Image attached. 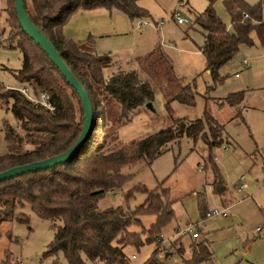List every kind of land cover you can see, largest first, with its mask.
I'll return each instance as SVG.
<instances>
[{
    "label": "trees",
    "instance_id": "16d2710c",
    "mask_svg": "<svg viewBox=\"0 0 264 264\" xmlns=\"http://www.w3.org/2000/svg\"><path fill=\"white\" fill-rule=\"evenodd\" d=\"M215 1L208 0L206 8L196 14L195 22L205 31L204 42L199 46L206 58L205 69L215 80H219L222 78L220 69L234 58L241 45L254 44L253 32L264 45V0L255 4L246 0H225L233 28H228L219 16ZM7 2L10 27L8 44L19 47L23 54V64L15 74L23 86L31 88L33 94L49 92L55 110L34 102L20 87H6L0 82V100L7 104L16 118L15 123L5 121L0 128L7 141V151L0 154V170L66 150L78 139L85 121L78 92L41 45L23 30L15 0ZM25 3L32 20L53 41L86 87L94 106V121L84 146L69 161L0 181V227L6 220H28V215L18 212V208L29 204L40 217L61 221L56 225L46 254L63 250L70 264H88L87 259L97 264H127L129 256L125 246L134 244L139 248L146 242L155 241L175 214L173 201L167 197L169 188L163 185L164 181L154 188L140 182L134 184L125 193L127 198L136 191L146 194L145 200L134 208L121 204L102 208L99 198L109 190L122 188L133 177L134 172L123 171L125 166L139 162L152 164L172 144L180 143L185 137L193 142L191 150L196 148L199 140L207 145L208 160L215 168L213 184L215 190L223 194L226 184L214 160L212 148L226 139L225 124L212 113L208 104L203 115L195 119L174 115L172 102L177 100L194 105L196 91L190 82H182L163 50L156 48L154 51H160V57L166 56L170 62L165 67L168 78L177 76L181 82V86L166 102L170 123L145 136L122 141L119 128L131 121L135 112L143 108L146 102L154 99L152 83L149 79L141 80L137 69H119L106 74L107 67L115 64L113 54L98 52L91 36L86 40L68 37L64 33V25L79 10L119 8L132 18H143L152 15L149 9L140 0H25ZM5 31L6 28L2 33ZM16 37L19 40H15ZM244 97L243 90L231 92L219 104L227 102L237 106ZM114 103H118L120 111L109 119L111 126L106 128L109 130L107 135H111L113 141L107 144V135L101 139V132L107 126L105 112ZM26 144L33 147H25ZM207 211L204 216H207ZM146 213L156 216L149 226H145L141 218ZM132 224H139L143 228L131 229ZM192 249V257L186 260L188 264H196L211 255L204 241L194 243ZM6 253L8 257L12 254L9 251ZM12 262L20 264L15 259ZM147 262L169 264L155 255H151Z\"/></svg>",
    "mask_w": 264,
    "mask_h": 264
},
{
    "label": "rangeland",
    "instance_id": "374dc122",
    "mask_svg": "<svg viewBox=\"0 0 264 264\" xmlns=\"http://www.w3.org/2000/svg\"><path fill=\"white\" fill-rule=\"evenodd\" d=\"M246 1L255 4L261 0ZM7 4V0H0V82L6 87L18 88L24 85L15 74L23 64V54L19 47L8 44ZM142 4L152 14L143 17L146 23L142 29H155L157 43L173 67L175 65V72L183 76L184 82H190L196 91L194 105L177 100L172 102L174 115L195 119L203 115L208 104L212 113L225 124L226 139L222 144L213 146L212 154L226 190L223 194L215 190V168L208 160L204 141L199 140L196 148L191 150L193 142L185 137L180 143L172 144L152 164L139 162L125 166L123 171L134 172L133 177L122 188L106 192L99 198V205L104 208L121 204L134 208L145 200L146 194L136 191L127 198L125 193L139 182L154 188L164 181L163 185L169 188L167 197L173 201L175 214L155 241L146 242L139 248L134 244L125 246L129 256L127 264H149L147 259L151 255L169 264H188L186 260L192 257V247L199 241L207 244L211 255L196 264H264V45L253 32L254 44H242L234 58L220 69L222 78L215 80L205 69L204 55L197 50L192 51L204 42L205 31L195 22V17L206 8L208 0H143ZM176 8H180V14L187 18L183 23L178 22ZM215 8L230 26L232 16L226 1L216 0ZM157 21L161 24L157 25ZM4 28L6 31L2 33ZM160 56L161 52L156 50L152 55L131 63L140 64L137 69L139 78L149 79L152 83L155 90L152 100L154 109L146 102L135 112L132 120L122 125L124 129L119 128L122 141L137 139L170 123L166 102L181 82L177 76L168 78L165 67L170 62L166 56ZM114 63L125 66L120 58ZM194 68L197 69L192 71ZM239 90L244 91L245 97L237 106L227 102L219 104L220 99ZM113 105L105 112L107 126L101 132V139L109 131L106 129L111 126L109 119L120 111L118 103ZM78 115L81 116V112ZM5 121L15 123L16 118L7 104L0 100V128ZM106 141L111 144L112 136L107 135ZM25 147L33 145L26 144ZM6 151L7 141L4 131L0 130V154ZM215 208L219 212L204 216L205 211ZM18 212L27 214L29 219L14 218L2 223L0 264H12V259L20 264H70L63 250L45 253L54 237L56 225L61 221L40 217L29 204L20 206ZM141 218L144 225L149 226L156 216L146 213ZM189 225L192 228L187 233L179 232V229ZM142 228L139 224L131 225L134 230ZM194 230L200 232L197 238L192 236ZM6 251L12 253L10 257ZM87 262L97 264L91 259Z\"/></svg>",
    "mask_w": 264,
    "mask_h": 264
},
{
    "label": "crops",
    "instance_id": "0c3cea01",
    "mask_svg": "<svg viewBox=\"0 0 264 264\" xmlns=\"http://www.w3.org/2000/svg\"><path fill=\"white\" fill-rule=\"evenodd\" d=\"M140 3L142 4L143 0H140ZM178 9L180 11V8ZM138 20L137 18L130 17L119 8L98 7L79 10L74 12L65 23L64 33L75 40H86L91 36L94 38L95 47L98 52H111L114 60L120 58V61H124L125 66L123 67V63H115L108 70L106 69V74L110 75L119 69H139L140 64L136 63L132 65L131 63L134 60L137 61L140 57L147 56L156 48H161L155 38V29L150 27L142 29L145 23L142 26H138ZM160 24L157 21V25ZM228 28H233L232 22L230 26L228 25ZM196 50L203 54L198 47L192 51ZM173 68L176 70L175 65ZM195 69L197 68H194L192 71ZM178 75L180 74L178 73ZM179 77L182 78L183 76L180 75ZM182 82H184L183 79ZM121 127L123 128V126Z\"/></svg>",
    "mask_w": 264,
    "mask_h": 264
},
{
    "label": "water",
    "instance_id": "95a60500",
    "mask_svg": "<svg viewBox=\"0 0 264 264\" xmlns=\"http://www.w3.org/2000/svg\"><path fill=\"white\" fill-rule=\"evenodd\" d=\"M15 7L17 10L19 23L21 24L23 30L30 37H32L39 45H41V47L49 55L51 60L55 63V65L60 69V71L66 77L68 82H70V84L73 85V87L78 92L85 112V121L78 139L69 148H67L66 150L60 153L42 159H36L25 163H20L2 169L0 170V181L21 173L39 170L42 168H49L69 161L75 155H77V153L84 146L88 136L92 131V126L94 121V106L86 87L83 85V83L74 73V71L65 61L60 51L53 43V41L32 20L31 16L28 14L26 10L25 0H15ZM147 106L150 107L151 109H154L152 101H148Z\"/></svg>",
    "mask_w": 264,
    "mask_h": 264
},
{
    "label": "built area",
    "instance_id": "2783aa9c",
    "mask_svg": "<svg viewBox=\"0 0 264 264\" xmlns=\"http://www.w3.org/2000/svg\"><path fill=\"white\" fill-rule=\"evenodd\" d=\"M175 14L177 15V19L179 22H184L187 20L186 17H183L181 14H180V11L179 9L177 8L175 10ZM144 23H146V20L141 18L138 20L137 22V25L138 26H142ZM0 37H1V34H0ZM244 62L246 63L247 62V59L244 60ZM238 74V73H237ZM22 89L23 92H25L34 102H39V103H42L45 105V107H47L48 109H50L51 111L55 110V104L52 102V100L50 99V94L49 92L47 91H42L40 93V95H35L31 92V88L29 86H22L20 87ZM243 178V177H242ZM244 184L242 183L241 186H243ZM219 212V209L215 208V209H212V210H208L206 215L207 216H210L214 213H217ZM192 228L191 225H189L187 228L185 229H179V232H182V233H187L190 229ZM200 235V232L198 230H194L192 232V236L194 237H198Z\"/></svg>",
    "mask_w": 264,
    "mask_h": 264
}]
</instances>
